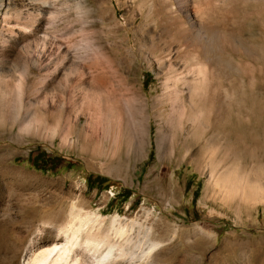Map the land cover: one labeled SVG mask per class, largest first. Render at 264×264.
Returning a JSON list of instances; mask_svg holds the SVG:
<instances>
[{"label": "rangeland", "instance_id": "rangeland-1", "mask_svg": "<svg viewBox=\"0 0 264 264\" xmlns=\"http://www.w3.org/2000/svg\"><path fill=\"white\" fill-rule=\"evenodd\" d=\"M2 2L0 220L20 218L26 208L5 197L20 191L12 177L32 182L24 198L32 197L30 205L43 218L14 263L0 241V264H21L31 237L32 248L41 249L49 226L44 221L54 216L61 224L86 223L84 233L97 227L114 244L115 255L125 253L117 264H264V0H170L179 16L186 9L199 20L198 38L210 44V116L199 117L203 130L197 135L187 123L180 137L171 142L167 137L159 150L156 129L163 123L155 111L164 92L163 72L175 77L190 68L176 57L183 41L159 0H50V8L34 10L33 18L16 15L24 0ZM46 57L52 65L41 64ZM25 73L19 118L39 108L52 110L60 101L69 113L68 138L30 136L10 124L18 79ZM111 87L125 88L118 97L122 106L137 93L147 98L148 132L131 139L110 120L102 132L99 111ZM35 147L75 166L37 171L26 159ZM233 168L259 196L226 195L220 184ZM88 173L105 176L108 185L87 189ZM123 190L129 193L125 198L118 196ZM48 241L64 239L58 234Z\"/></svg>", "mask_w": 264, "mask_h": 264}, {"label": "bare ground", "instance_id": "bare-ground-1", "mask_svg": "<svg viewBox=\"0 0 264 264\" xmlns=\"http://www.w3.org/2000/svg\"><path fill=\"white\" fill-rule=\"evenodd\" d=\"M159 1L167 12L166 18L171 24V29L174 30L173 32H175L179 37L177 40H180L181 38L183 41L179 45L180 50L177 52L176 57L183 60V65L185 67L188 66L190 68L185 72V74L180 76H176V74L175 77H172V73L168 71L163 72V77L165 79L164 92L157 100L159 104L157 106V110L155 111L163 123L161 126L162 128L160 127L156 129L155 140L157 150L165 144L164 141L167 137L170 142L174 139V137H180L182 134L181 132L184 130L185 124L187 123L193 126L194 135H197L199 131L203 130L202 126L199 125V117L202 119L203 116H210V70H212L210 67V44L206 41V39H199L197 35V31L201 28L199 20H197L196 17H194V15L186 9H184V18L179 16V11L175 10L176 6L174 7L170 3V0ZM50 5V0H24L22 4L23 8L18 9V11H16V15L19 17L30 16L33 18L32 13L34 14V10L39 11L42 8H46L48 10ZM0 8L4 9V3L2 0H0ZM196 9H198V5ZM6 10L7 9L2 11L3 19L7 17ZM35 14H37V12ZM11 26H15V24L12 23ZM33 34H35L34 30L28 32L24 37H31ZM42 43L43 41H41V44ZM34 62L35 61H32L33 67L35 64ZM159 63H162V60ZM41 64L43 66H50V58H43V62ZM7 70H12L11 73H14V69L12 68ZM27 74L28 73L23 74V76H20L18 79L19 82L16 87V91L17 96H19V101L17 102V106H12L15 109V112L10 118V124L16 123L19 132H25L30 136L44 137L58 135L61 139L68 138L72 133L69 129V122L67 119L69 113L66 111V108H64V103H61L60 101L56 104V106L52 107V110L39 108L34 110L31 114L19 118L18 114L20 113V107L23 104V96H25L26 93V87L23 81L27 78ZM0 75H2L1 71ZM51 81L52 80L50 78V80L47 81V84L50 85ZM214 86L217 85L214 84ZM124 90L125 88L120 89L117 87H111V94L109 93L110 98L108 102H106L108 104H102L100 106V119L102 125L104 126L102 128V132L105 133L107 131L105 130L107 125H104V123L110 120L114 125L113 127L118 128L119 131L120 126L125 128L130 133L132 139L137 133L148 132L149 121L144 115V110L146 109L149 111V105L147 103V98L137 93L135 98H129L127 103L122 106V102L118 97L123 95ZM222 93L225 94V90H223ZM4 105L5 104H0V109ZM149 115L151 114L149 113ZM3 119L4 115L0 112V122L3 121ZM79 132H82L81 128L76 129V133ZM113 132L114 131H109V134H115ZM77 136L79 135L77 134ZM236 169L237 168H233L232 171L230 170L225 181H221L222 183L220 185L225 190L226 195L234 196L235 194H250L251 197L259 196L258 191H256L257 189L253 187L254 185L244 179V176L240 175ZM10 179L15 182V185L19 186L18 190L20 191L16 192L13 190L12 192H6L7 194L5 197H7L9 201L12 200L19 203L23 201L25 203H22L26 206L20 218L6 216L0 220V241L3 244L4 249L13 254L12 257L14 258V263L15 259L22 250L25 239L29 234H31V232H33L36 221L43 218V216L40 215V212L38 211L39 208L37 206L30 205L33 201L32 197L27 199L24 198L26 191L32 190V182L26 179L18 180L13 177ZM46 219L47 220L44 222L49 226L45 229L44 237L39 240V243L44 246L41 249H36L35 251L32 248L35 242L31 237L27 246V248H29V253L26 251L23 253L21 256V264H117V258H125V253L122 251H117L118 255H115L114 244L106 240L100 230L93 225H91L89 230L84 233L83 231L87 226L86 223L81 224L80 222L76 223L75 221L70 220L61 224L58 223L55 216L54 218ZM58 234H61L63 237V242L60 243L58 241H54L51 244H47L49 243L48 239L53 240L56 236H58ZM103 246H105L104 251H102ZM129 262L130 260L128 259V263ZM250 264L263 263L254 262Z\"/></svg>", "mask_w": 264, "mask_h": 264}, {"label": "trees", "instance_id": "trees-1", "mask_svg": "<svg viewBox=\"0 0 264 264\" xmlns=\"http://www.w3.org/2000/svg\"><path fill=\"white\" fill-rule=\"evenodd\" d=\"M27 161L30 166L42 173H56L59 169H71L75 166V163L65 158L63 155L52 152L49 153L44 149L38 147L32 148L27 154ZM108 179L105 176L88 173L86 175L87 189L96 188L98 191L105 188L108 185ZM129 193L123 190L118 193L120 197H127Z\"/></svg>", "mask_w": 264, "mask_h": 264}]
</instances>
